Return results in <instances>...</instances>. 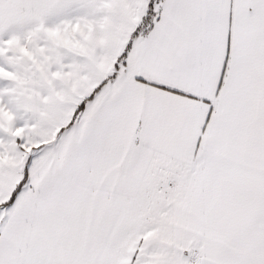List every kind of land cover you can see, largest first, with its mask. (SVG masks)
<instances>
[{"label":"snow or ice","instance_id":"6c2138e0","mask_svg":"<svg viewBox=\"0 0 264 264\" xmlns=\"http://www.w3.org/2000/svg\"><path fill=\"white\" fill-rule=\"evenodd\" d=\"M0 264H264V0H0Z\"/></svg>","mask_w":264,"mask_h":264}]
</instances>
